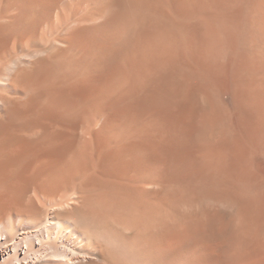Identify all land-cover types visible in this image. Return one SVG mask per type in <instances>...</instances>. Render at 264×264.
<instances>
[{"label":"bare ground","instance_id":"bare-ground-1","mask_svg":"<svg viewBox=\"0 0 264 264\" xmlns=\"http://www.w3.org/2000/svg\"><path fill=\"white\" fill-rule=\"evenodd\" d=\"M0 264H264V0H0Z\"/></svg>","mask_w":264,"mask_h":264}]
</instances>
